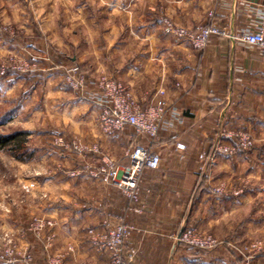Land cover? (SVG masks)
Returning <instances> with one entry per match:
<instances>
[{
	"label": "crops",
	"instance_id": "0c3cea01",
	"mask_svg": "<svg viewBox=\"0 0 264 264\" xmlns=\"http://www.w3.org/2000/svg\"><path fill=\"white\" fill-rule=\"evenodd\" d=\"M262 8L264 0H125V22L113 21L104 39L96 38L108 48L90 57L91 69L97 72L95 77L103 72L119 79L142 108L156 106L166 111L172 126L154 141L134 127L107 135L98 127L96 105L85 99L87 102H68V94L63 93L64 101L55 106L57 112L51 120L66 122L64 130H72L80 141L99 145L116 160L118 147L125 145V166L135 145L150 148L162 158L158 169L144 170L140 201L129 210L127 197L118 189L87 175L88 170L95 173L92 167L96 163H87L86 157L98 153H53L52 157H73L85 164L82 173L78 170V178L65 180L63 169L58 167L40 182L62 207L43 215L55 216L53 248L55 253L65 254L64 264L108 260L110 253L91 242L90 236L108 231L121 219L133 226L126 241L133 264H210L208 258L194 256L176 240L187 225L213 230L223 239L234 235L238 218L237 223L241 222V203L248 201L210 197L209 187L217 183L208 176L228 170L227 156L216 150L219 143H229L221 134L222 128L235 131L250 127L256 112L264 113V89L257 87L258 80L264 78V53L239 37L243 31L258 28ZM211 11L215 13L213 21L225 32L212 36L204 50L166 31L168 21L188 28L206 24L211 21ZM89 40L93 46L95 41ZM87 54L79 55V60ZM179 142L186 148H179ZM210 150L216 152L214 160L204 164ZM21 216L29 218L18 210L12 218L21 221ZM255 219H247L244 236L253 237ZM69 245L72 252L66 251ZM231 258L226 256L224 263L240 264Z\"/></svg>",
	"mask_w": 264,
	"mask_h": 264
},
{
	"label": "rangeland",
	"instance_id": "374dc122",
	"mask_svg": "<svg viewBox=\"0 0 264 264\" xmlns=\"http://www.w3.org/2000/svg\"><path fill=\"white\" fill-rule=\"evenodd\" d=\"M113 21L125 22V0H0V133L28 131L27 147L32 154L30 159L21 160L8 148H0V220L5 219L0 222L2 263L51 264L56 260L64 264L65 254L55 253L53 248L55 216L43 215L62 207L56 205L60 201L52 196L51 190L40 187V182L45 174L58 167L63 169L65 180L78 178L85 164L73 157L64 160L52 157L53 153L55 156L64 152L98 153L86 157L90 161L87 163H96L92 167L95 173L88 170L87 175L112 185L125 197L119 187L105 179L109 165L125 167V155L122 156L125 145L118 147L117 160L112 159L99 145L82 142L72 130L65 131L66 122L51 120V115L57 112L55 106L64 101L63 93L68 94V102L84 100L71 84L69 69L78 65L82 76L96 78L97 72L91 69L92 59H89L95 51L108 48L96 38L102 41ZM86 39L95 44L90 46ZM84 54L87 55L80 61L78 56ZM258 82L257 87L264 89V78ZM99 113L100 110L97 117L100 128ZM44 117H48L46 121ZM71 117L76 120L72 113ZM250 123V127L235 131L222 128L224 137L234 135L227 138L229 143H219L225 148L219 152L227 156L228 170L222 175L208 176L217 183L209 187L210 197L248 201L241 203V222L237 223L238 218L234 235L223 239L213 230L187 225L185 228L193 229L196 235L211 236L216 243L203 247L179 242L194 256L208 258L210 264H228L223 261L226 256L236 258L240 264H264V113L256 112ZM215 153L214 150L206 153L204 164L212 163ZM204 180L205 177L201 179ZM34 182L37 184L32 186ZM17 210L29 218L21 216V221L12 218ZM250 216L256 218L253 224L257 230L252 238L244 236ZM72 249L69 245L66 251ZM87 262L103 263L86 260L77 264Z\"/></svg>",
	"mask_w": 264,
	"mask_h": 264
},
{
	"label": "built area",
	"instance_id": "2783aa9c",
	"mask_svg": "<svg viewBox=\"0 0 264 264\" xmlns=\"http://www.w3.org/2000/svg\"><path fill=\"white\" fill-rule=\"evenodd\" d=\"M214 15L215 13L211 11L209 13L211 21L193 28L177 26L168 21L166 31L178 39L190 41L195 48L204 50L212 36L225 32L213 21ZM258 21L256 30L243 31L239 37L264 53V8L259 13ZM69 75L78 95L99 108V126L105 134L113 135L127 127H134L138 133L146 134L154 141L162 130L171 128L172 122L166 119V111L156 106L142 108L131 89L119 80L105 74L93 79L84 77L78 65L69 69ZM225 137L232 139L234 135L229 134ZM177 146L181 149L186 148V144L182 142ZM217 149L225 150L221 145H218ZM161 162V156L150 148L135 145L130 150L128 165L122 168L109 165L105 179L121 189L129 201V210H132L140 201V182L144 170L158 169ZM132 228L133 226L125 219H121L108 231L95 233L93 236L95 244L108 251L110 257L103 263L81 264H133L132 256L126 252V241ZM176 240L203 247L216 243L211 236H198L191 228H184L180 235L176 236ZM51 264L61 263L53 260Z\"/></svg>",
	"mask_w": 264,
	"mask_h": 264
},
{
	"label": "trees",
	"instance_id": "16d2710c",
	"mask_svg": "<svg viewBox=\"0 0 264 264\" xmlns=\"http://www.w3.org/2000/svg\"><path fill=\"white\" fill-rule=\"evenodd\" d=\"M29 132L17 130L12 133H0V148H8L18 159H30L32 154L27 147Z\"/></svg>",
	"mask_w": 264,
	"mask_h": 264
}]
</instances>
